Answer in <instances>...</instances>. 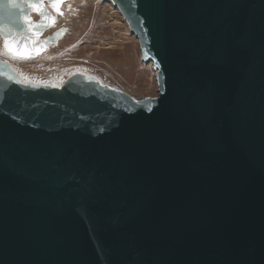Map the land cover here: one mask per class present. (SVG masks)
I'll use <instances>...</instances> for the list:
<instances>
[{
    "label": "water",
    "instance_id": "obj_1",
    "mask_svg": "<svg viewBox=\"0 0 264 264\" xmlns=\"http://www.w3.org/2000/svg\"><path fill=\"white\" fill-rule=\"evenodd\" d=\"M67 1L0 0L2 49ZM109 1L157 95L0 59V264H264V0Z\"/></svg>",
    "mask_w": 264,
    "mask_h": 264
},
{
    "label": "rangeland",
    "instance_id": "obj_2",
    "mask_svg": "<svg viewBox=\"0 0 264 264\" xmlns=\"http://www.w3.org/2000/svg\"><path fill=\"white\" fill-rule=\"evenodd\" d=\"M63 11L56 27L44 36L60 27L64 35L39 55L16 58L0 44V59L21 82L60 85L70 75L82 73L136 100L157 95L152 64L142 62L136 37L109 0L68 1Z\"/></svg>",
    "mask_w": 264,
    "mask_h": 264
},
{
    "label": "snow or ice",
    "instance_id": "obj_3",
    "mask_svg": "<svg viewBox=\"0 0 264 264\" xmlns=\"http://www.w3.org/2000/svg\"><path fill=\"white\" fill-rule=\"evenodd\" d=\"M60 0H50L51 6L54 9L58 10V5H59ZM29 6L38 10L40 12V15L42 16V20L40 23L34 25V27L36 29H40L44 26H51V24H44V20H48L49 18L47 17L46 13H44L42 5H37L36 3H33L32 0H29ZM9 7L10 8H21L22 9V5L15 2V0H9ZM62 14V13H61ZM26 23L30 26H32V21L31 20H26ZM51 23H54V20L51 21ZM34 36L38 37L39 36V31H35L33 33ZM15 42V41H14ZM33 48L32 49H26L21 51L19 49L18 43H17V47L14 50L12 47H10V42L8 40H5L4 42V50L9 54L12 55L13 57H17L20 56L22 58H28L31 55H35V54H39L40 51L43 50V45H40L39 47L35 46V40H33ZM9 79H11V77H9ZM20 82V81H17ZM25 85L27 86L28 84H30V81L25 80ZM34 86V85H33ZM53 87H55L56 85H52Z\"/></svg>",
    "mask_w": 264,
    "mask_h": 264
},
{
    "label": "bare ground",
    "instance_id": "obj_4",
    "mask_svg": "<svg viewBox=\"0 0 264 264\" xmlns=\"http://www.w3.org/2000/svg\"><path fill=\"white\" fill-rule=\"evenodd\" d=\"M68 1H69V3L73 1V2H76V3H77V2H80V4H81V1H82V0H68ZM68 1H67V2H68ZM86 2H87V1H86ZM86 4H87V3H86ZM63 14H64V13H63ZM120 17H121V16H120ZM123 22H124V21H123ZM124 25H125V24H124ZM110 45H111V44H110ZM108 48H109V47H108Z\"/></svg>",
    "mask_w": 264,
    "mask_h": 264
}]
</instances>
